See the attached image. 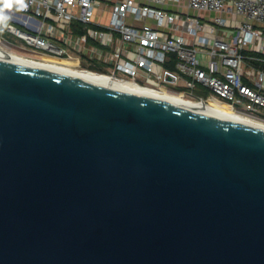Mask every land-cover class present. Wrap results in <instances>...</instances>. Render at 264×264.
I'll return each instance as SVG.
<instances>
[{
  "label": "water",
  "instance_id": "95a60500",
  "mask_svg": "<svg viewBox=\"0 0 264 264\" xmlns=\"http://www.w3.org/2000/svg\"><path fill=\"white\" fill-rule=\"evenodd\" d=\"M0 264H264V131L0 58Z\"/></svg>",
  "mask_w": 264,
  "mask_h": 264
},
{
  "label": "built area",
  "instance_id": "2783aa9c",
  "mask_svg": "<svg viewBox=\"0 0 264 264\" xmlns=\"http://www.w3.org/2000/svg\"><path fill=\"white\" fill-rule=\"evenodd\" d=\"M0 52L93 72L264 123V0H26ZM83 31V33H81ZM18 55V54H17Z\"/></svg>",
  "mask_w": 264,
  "mask_h": 264
},
{
  "label": "bare ground",
  "instance_id": "6f19581e",
  "mask_svg": "<svg viewBox=\"0 0 264 264\" xmlns=\"http://www.w3.org/2000/svg\"><path fill=\"white\" fill-rule=\"evenodd\" d=\"M16 49H18V52H20V53H15L12 50H9V52H8V50H7L6 53L0 52V58L7 59V60L12 61V62H19V63H25V64L39 66V67L46 68V69H49V70H52L55 72L69 74L71 76L81 78V79H85V80H89V81H96V82H99L105 86H109V87H112V88H115L118 90L130 92V93L138 94V95H141L144 97H148V98H152V99H156V100H161V101H165V102L175 104L178 106L198 110V111L213 115L215 117H218L220 119L237 122V123L244 124L247 126H252L254 128H257V129L264 131V123H261V122H258V121H255L253 119H249L246 117H242V116L232 112V110H230L229 108H226V107L216 106V105L215 106H206V105H202V104H195V103L187 102V101L183 100L181 98V96H179V94H176L173 91L169 92L166 89H163L161 92H156V91L150 90V89L145 88V87L137 86L136 84H134L132 82L114 80L108 76L93 73V72L70 71V70L59 69L56 67L38 65V64L23 60V57H25V56H30V57H35V58L36 57L47 58V57L42 55V54L37 55L39 53H33V52H29V51L19 49V48H16Z\"/></svg>",
  "mask_w": 264,
  "mask_h": 264
},
{
  "label": "clouds",
  "instance_id": "9594fccd",
  "mask_svg": "<svg viewBox=\"0 0 264 264\" xmlns=\"http://www.w3.org/2000/svg\"><path fill=\"white\" fill-rule=\"evenodd\" d=\"M28 7L26 0H0V31L8 27L11 16L7 13L10 10L24 11Z\"/></svg>",
  "mask_w": 264,
  "mask_h": 264
},
{
  "label": "rangeland",
  "instance_id": "374dc122",
  "mask_svg": "<svg viewBox=\"0 0 264 264\" xmlns=\"http://www.w3.org/2000/svg\"><path fill=\"white\" fill-rule=\"evenodd\" d=\"M105 1H106V0H100V2L103 3V4H104ZM107 1H108V0H107ZM11 50L14 51L15 53H20V52H18V49H16L15 47L12 48ZM37 55H40V54H37ZM166 90L169 91V92H172V91H170V90H168V89H166ZM212 104H213V105H216V106H222V107L225 106V105L223 104V102L218 101V100H215V99L212 101Z\"/></svg>",
  "mask_w": 264,
  "mask_h": 264
},
{
  "label": "crops",
  "instance_id": "0c3cea01",
  "mask_svg": "<svg viewBox=\"0 0 264 264\" xmlns=\"http://www.w3.org/2000/svg\"><path fill=\"white\" fill-rule=\"evenodd\" d=\"M138 1H142V0H138ZM144 2H147L148 0H143Z\"/></svg>",
  "mask_w": 264,
  "mask_h": 264
},
{
  "label": "trees",
  "instance_id": "16d2710c",
  "mask_svg": "<svg viewBox=\"0 0 264 264\" xmlns=\"http://www.w3.org/2000/svg\"><path fill=\"white\" fill-rule=\"evenodd\" d=\"M81 33H83V31H81Z\"/></svg>",
  "mask_w": 264,
  "mask_h": 264
}]
</instances>
